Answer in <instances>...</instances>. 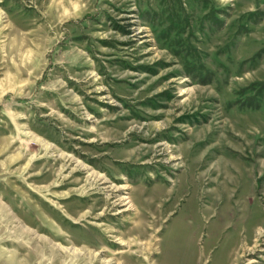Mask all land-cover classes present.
Segmentation results:
<instances>
[{
  "label": "rangeland",
  "instance_id": "rangeland-1",
  "mask_svg": "<svg viewBox=\"0 0 264 264\" xmlns=\"http://www.w3.org/2000/svg\"><path fill=\"white\" fill-rule=\"evenodd\" d=\"M105 261L264 264V0H0V264Z\"/></svg>",
  "mask_w": 264,
  "mask_h": 264
},
{
  "label": "bare ground",
  "instance_id": "bare-ground-1",
  "mask_svg": "<svg viewBox=\"0 0 264 264\" xmlns=\"http://www.w3.org/2000/svg\"><path fill=\"white\" fill-rule=\"evenodd\" d=\"M73 252H79L77 249H72ZM108 263V261H105V264ZM110 264V263H109Z\"/></svg>",
  "mask_w": 264,
  "mask_h": 264
}]
</instances>
